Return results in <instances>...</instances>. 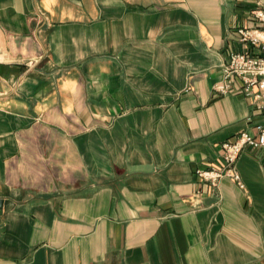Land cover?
I'll return each instance as SVG.
<instances>
[{"label": "crops", "instance_id": "0c3cea01", "mask_svg": "<svg viewBox=\"0 0 264 264\" xmlns=\"http://www.w3.org/2000/svg\"><path fill=\"white\" fill-rule=\"evenodd\" d=\"M264 6V0H261ZM250 0H0V264H264V125L221 95Z\"/></svg>", "mask_w": 264, "mask_h": 264}, {"label": "built area", "instance_id": "2783aa9c", "mask_svg": "<svg viewBox=\"0 0 264 264\" xmlns=\"http://www.w3.org/2000/svg\"><path fill=\"white\" fill-rule=\"evenodd\" d=\"M250 11L255 27L240 26L237 29L240 42L247 50L234 52L223 66V80L214 90L221 95L241 94L251 100L256 112L264 115V6L261 0H250ZM255 131H243L234 141L222 145L223 162L208 170H198L200 178L217 188L224 178L234 179L243 187L237 163L246 148L264 150V125L255 126Z\"/></svg>", "mask_w": 264, "mask_h": 264}, {"label": "water", "instance_id": "95a60500", "mask_svg": "<svg viewBox=\"0 0 264 264\" xmlns=\"http://www.w3.org/2000/svg\"><path fill=\"white\" fill-rule=\"evenodd\" d=\"M4 205H5V201L0 200V211L4 208Z\"/></svg>", "mask_w": 264, "mask_h": 264}]
</instances>
